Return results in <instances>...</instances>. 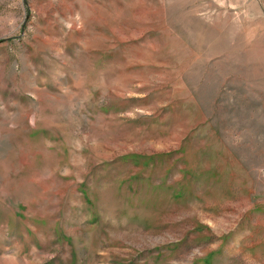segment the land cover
Listing matches in <instances>:
<instances>
[{"label":"rangeland","instance_id":"374dc122","mask_svg":"<svg viewBox=\"0 0 264 264\" xmlns=\"http://www.w3.org/2000/svg\"><path fill=\"white\" fill-rule=\"evenodd\" d=\"M0 264H264V2L0 0Z\"/></svg>","mask_w":264,"mask_h":264},{"label":"crops","instance_id":"0c3cea01","mask_svg":"<svg viewBox=\"0 0 264 264\" xmlns=\"http://www.w3.org/2000/svg\"><path fill=\"white\" fill-rule=\"evenodd\" d=\"M261 1H263V2H264V0H261ZM251 5H253V4H251Z\"/></svg>","mask_w":264,"mask_h":264}]
</instances>
